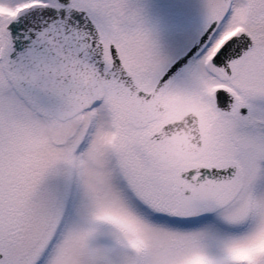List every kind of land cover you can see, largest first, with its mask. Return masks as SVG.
Segmentation results:
<instances>
[{
    "label": "snow or ice",
    "instance_id": "6c2138e0",
    "mask_svg": "<svg viewBox=\"0 0 264 264\" xmlns=\"http://www.w3.org/2000/svg\"><path fill=\"white\" fill-rule=\"evenodd\" d=\"M0 264H264V0H0Z\"/></svg>",
    "mask_w": 264,
    "mask_h": 264
}]
</instances>
